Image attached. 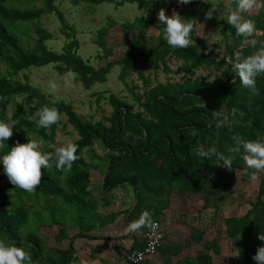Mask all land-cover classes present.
Masks as SVG:
<instances>
[{
    "label": "trees",
    "instance_id": "trees-1",
    "mask_svg": "<svg viewBox=\"0 0 264 264\" xmlns=\"http://www.w3.org/2000/svg\"><path fill=\"white\" fill-rule=\"evenodd\" d=\"M30 1H41V5L31 6ZM83 1L100 4L113 0ZM133 1L151 12V15L149 19L137 17L134 22L127 23L125 28L129 30L137 23L139 28L149 25L155 16V7L163 6L167 0H120L115 4L119 6ZM189 3L194 6L189 11H184L182 17L189 19L191 23L197 17L211 23L207 12L213 7L212 3L209 2L207 7H203L198 0H190ZM45 13L56 15L62 32L69 40L63 45L62 51L50 49L46 44L47 40L52 39V35L40 23V18ZM251 17L256 30L261 31H255L252 37L258 41V48L260 42H264V12ZM218 21L223 23L221 32L228 29L235 39L233 44L227 43L226 53L223 55L217 53L203 39L191 42L186 48H174L167 44L163 33L164 25L159 23L156 25L159 29L158 42L154 47L127 51L96 69L77 54L79 42L75 30L68 23L64 12L55 4V0H0V64L4 65V69L0 67V119L7 122L9 119L13 120V129L19 130L8 138V146L11 147L17 142L24 143L35 137L49 142L55 141L57 121L44 128L38 126L39 119L28 118L36 110L41 111L44 106L55 107L59 114L64 113L66 120L78 134V138L73 141L77 145L78 159L73 161L70 171L56 167L53 158L51 167L42 168L41 182L34 191H26L9 181L7 187L14 190L12 195L17 200H0V234L6 240L28 251L34 264H72L77 252L73 246L74 238L81 236L84 229L94 227V223L90 221L95 214V204L89 190L94 177L93 171L102 167L108 158L101 185L112 189L127 184L135 191L136 202L130 211L131 223L145 212L149 213L152 221L170 219L163 214V208L168 206V194L172 189L178 193H198L205 203L208 200L209 170L215 171L213 184L217 191H222L229 185L228 178L236 169L244 174L254 171L242 159L243 150L236 153L231 149L235 147V135L246 140L264 138V75L256 78L258 93L242 85L226 57L234 60V54L239 50L241 58H244L256 51V48L246 46L247 41H243L245 38L238 35L236 28L225 18L220 17ZM27 22L33 24L35 36L25 32L30 41L24 42L20 36L23 29L19 24ZM106 31V27L99 29L97 43L105 48V54L109 56L112 49L106 45ZM191 36L193 37L192 34ZM169 56L183 61L179 67L183 72L181 81L158 82L148 86L143 95L135 94L138 109L134 108L133 103L111 93L108 101L112 111L97 120L84 118L75 111L70 102L50 101L38 87L15 78L20 71L52 63L61 74L76 73L83 86L90 88L97 81L104 82L109 70L119 65L121 80L125 81L128 75L137 72L147 86L149 81L143 78L137 65L149 62L154 69L161 66L167 70ZM200 67L222 69L225 77H192ZM15 96L35 99V104L29 108L23 103L19 104L8 117L9 99L13 100ZM101 97L99 93L96 100L99 101ZM217 111L222 115L217 116ZM37 117H40V112ZM29 132H34L35 137L29 136ZM96 141L106 149L103 156L91 154L94 150L91 146ZM200 145L215 147L223 155L230 156L233 161L231 169L224 167L219 158L200 157L197 151ZM60 146L48 145L42 150L54 153ZM0 151H7V148ZM86 155H91L89 160ZM93 156H98L101 160L94 164ZM257 175L260 177L259 188L250 207L242 214L223 218L225 232L235 240L237 246L233 264H256L252 257L257 247L264 243L257 235L264 232V171ZM0 176L7 178L3 170H0ZM4 196L8 197V193ZM32 196L42 197L46 200L45 205L33 208L38 199L27 205ZM42 226H57L55 234L48 237L49 242L46 244L41 235ZM173 226L174 224L172 228ZM141 228L145 232L148 226ZM203 237L202 229L192 227L186 244L189 245L190 240L191 243L199 242ZM143 244L144 241L139 248ZM203 246L204 252L187 255L178 260L177 264H212L210 251L220 254V245L215 238H206ZM135 248L131 246L123 252ZM168 249H164L163 241L155 256L160 259L169 257Z\"/></svg>",
    "mask_w": 264,
    "mask_h": 264
},
{
    "label": "rangeland",
    "instance_id": "rangeland-1",
    "mask_svg": "<svg viewBox=\"0 0 264 264\" xmlns=\"http://www.w3.org/2000/svg\"><path fill=\"white\" fill-rule=\"evenodd\" d=\"M116 1L120 0H113L112 2H103L100 4L88 3L83 0H55V4L64 12L68 23L72 25L75 30L76 38L79 42L77 54L96 69L105 66L109 60L116 59L127 51L154 47L158 42L157 35L159 29H157L156 25L161 22L157 17V13L161 8L165 10L166 15H171L173 11H175L182 16L184 11H189L194 6L190 5V3L180 4L178 0H167L163 6L155 7V16L149 25L139 28V24L137 23L135 26L131 27L132 30H129L125 28L127 23L134 22L137 17L149 19L151 12L139 6L136 1L125 2L123 5L119 6L115 4ZM198 1L203 7H207L209 2L212 3L217 11L214 12L211 17L218 19L223 17L227 22L230 12L237 4V0ZM29 3L31 6L34 5L35 7L41 5V1H30ZM260 12H264V7L249 9L242 13V17L252 20L251 16ZM211 17H209L211 23L201 17H197V19L194 20L192 23L193 31L191 34L193 37L191 42L197 39H203L206 41L207 45L213 47L217 53L223 55L226 53L225 49L227 43L231 45L234 43L235 39L231 36L228 29H226L224 33L221 32L220 29L223 27V23L218 21V19L212 21ZM40 23L52 35V39L46 41L47 46L55 51H62L63 45L69 40L62 32L61 23L56 15L54 13H45L41 16ZM19 25L21 29H23V33L20 35L21 40L29 42L30 39L26 37L25 32L31 36H35L33 24L27 22L20 23ZM103 27L107 28L104 34L106 45L112 49L109 56L105 54V48H101L97 43L98 31ZM256 32L261 33L260 30H256ZM243 41L245 42L246 39ZM166 64L169 67L167 70L161 66L154 69L153 65L149 62H143L137 65L143 74V78H147L149 81L147 86L143 84L137 72H132L125 78V81L121 80L119 78V65H115L109 70L104 82L97 81L93 83L90 88H85L83 86L82 82L77 78L76 73L68 72L61 74L52 63L44 66L30 67L20 71L15 78L22 82L28 81L32 85L38 87L50 101L63 100L70 102L75 111L84 118L97 120L103 115H109L112 111V106L108 101V96L111 93L123 98L129 103H133L134 108L138 109L139 107L134 96L135 94L141 95L148 86H153L158 82L181 81L183 72L179 70V67L183 64V61L169 56ZM0 67L4 69L3 64H0ZM194 76H207L209 77L208 79H213L216 76L225 77L222 69L215 70L205 67L196 69L192 77ZM99 93H101L102 97L97 101L96 98ZM9 100L8 117L11 116L13 109H16L19 104L23 103L26 108L35 104V99L25 96H15L13 100ZM39 112V110H36L35 113L30 117L28 116V118L31 120H38L39 117H37V115ZM8 123L13 125L14 121L9 119ZM15 131L19 130L13 129V133ZM28 135L35 137L34 132H29ZM77 138L78 134L76 130L68 123L64 113L59 114L54 142L35 137L36 140L42 142L41 148L48 145H67L73 143ZM91 147L94 149L92 150V155H104L106 152V149L103 148L98 141ZM90 156L91 155H86L85 157L89 160ZM100 160V157L93 156L94 164H97ZM107 162L104 164V169L106 168ZM219 168L222 169L221 166H219ZM0 170H3L2 164H0ZM99 170L100 168L97 171H93L95 175H98V179L103 177L102 172ZM207 177L209 189L208 200L205 203L201 200L198 193L195 194L188 191L178 193L175 189H172L168 194L170 197V209L166 211V214L175 225H177L181 219L178 227L179 234H181V238H183L185 242V247L183 248L184 252H180L176 258V255L172 256V251L170 250V256L163 259L153 254L147 257L144 260L145 262L147 260L150 264H157L156 261L160 262V264H176L177 260L183 259L186 253L196 255L197 253L204 252L205 248L203 246V241L206 238H215L221 249L220 254H215L210 251L213 257L212 264H233L235 262L237 246H235V240L227 236L223 218L225 216L242 214L250 207V204L256 198L260 177L256 175L254 179L252 177V171L244 174L241 170L236 169L230 178H228L229 185L222 191H217L213 184V180L216 177L214 169L207 171ZM8 183L9 181L7 178L0 176V200L14 199L16 201V196L12 195L14 190L7 187ZM7 193L8 197H5L4 195ZM37 199L39 201L35 202ZM33 202H35L33 208H37L44 206L46 200L42 199V197L32 196L27 201V205ZM45 214H47V211H45ZM192 227L202 229L204 237L203 240L199 242L191 243L190 240L189 245H187L186 239H188ZM41 229H43L41 230V235L46 244L49 242L48 237L50 238L55 234L54 232L57 230V226H42ZM47 233L49 236L46 237ZM0 238L6 239L2 234H0ZM178 241H182V239ZM27 247L26 245V248ZM179 256L180 258H178ZM155 257L157 260L154 259ZM141 264L144 263L142 262Z\"/></svg>",
    "mask_w": 264,
    "mask_h": 264
},
{
    "label": "clouds",
    "instance_id": "clouds-1",
    "mask_svg": "<svg viewBox=\"0 0 264 264\" xmlns=\"http://www.w3.org/2000/svg\"><path fill=\"white\" fill-rule=\"evenodd\" d=\"M189 2L190 0H178L180 4ZM262 7H264V0H237L236 7L228 16V22L236 28L237 34L246 39V46L256 48L258 41L252 38L256 31L254 21L242 17V13L252 8ZM216 11L215 7H211L207 12L208 17H211ZM157 17L160 24L164 25V39L168 45L174 48H186L190 45L193 24L189 22V19L175 11L171 15H166L163 8L158 11ZM241 55V52L237 50L234 60L229 56L226 57V60L231 65L232 71L239 76L242 85L252 92L258 93L256 78L264 75V42H260V46L251 55L244 58H241ZM216 115L221 116L222 113L217 111ZM58 118V109L44 106L40 111L38 126L48 128ZM13 126L6 120L0 119V150L7 148V151H0V164L3 165V173L12 185L29 192L34 191L41 182L42 168L51 167L53 158H55L56 167L65 171H70L73 161L78 159L75 143L62 145L54 153L44 152L41 148L42 142L36 139H27L24 143L17 142L9 147L7 140L13 134ZM233 139L235 147L231 151L240 153L243 150L242 159L249 169L254 170L252 177L255 179L258 172L264 171V138L246 140L240 135H235ZM197 151L200 157L219 158L224 167L228 169L232 167V158L223 155L215 147L208 148L200 145ZM169 220L171 221V219ZM145 225L152 229L158 227V224L151 220L149 213L145 212L138 220L129 224L128 230L133 231ZM172 225L171 221L169 230ZM257 235L258 239L264 242V232H259ZM252 258L256 264H264V243L257 247ZM0 264H34V261L30 253L23 247L0 238Z\"/></svg>",
    "mask_w": 264,
    "mask_h": 264
},
{
    "label": "crops",
    "instance_id": "crops-1",
    "mask_svg": "<svg viewBox=\"0 0 264 264\" xmlns=\"http://www.w3.org/2000/svg\"><path fill=\"white\" fill-rule=\"evenodd\" d=\"M211 19L214 21L218 18L211 17ZM104 164L99 170L102 172V176L105 170L103 168ZM97 177L98 175L94 174L89 188L91 198L95 204V214L90 221L94 223V227L89 230L84 229L81 236L74 238L73 246L77 252L74 255L75 261L72 264H107L113 258H117L124 249H130L131 246L139 248L143 242L144 232L142 228L133 231L128 230L131 223L129 220L130 211L136 202L135 191L127 184H121L112 189L104 188L101 185L103 177L99 179ZM169 203L167 207L163 208V214L165 215H167L166 211L170 209ZM180 221L168 231L164 240V249L169 248L167 252L170 254L171 250L172 256L176 255V258L180 252H184L183 248L185 247L184 239L179 234L178 225ZM180 239L182 241H178ZM186 255L190 254H184V256ZM154 259L157 260L156 257ZM156 263L160 264L157 261ZM119 264L127 263L121 262ZM144 264L150 263L146 260Z\"/></svg>",
    "mask_w": 264,
    "mask_h": 264
},
{
    "label": "built area",
    "instance_id": "built-area-1",
    "mask_svg": "<svg viewBox=\"0 0 264 264\" xmlns=\"http://www.w3.org/2000/svg\"><path fill=\"white\" fill-rule=\"evenodd\" d=\"M158 227L152 229L148 227L143 235V247L120 253L117 258H113L108 264H119L127 262L131 264H141L147 257L155 254L163 244L167 231L170 228L171 221L169 219L160 221L153 220Z\"/></svg>",
    "mask_w": 264,
    "mask_h": 264
}]
</instances>
